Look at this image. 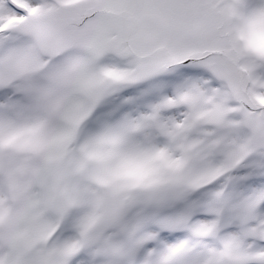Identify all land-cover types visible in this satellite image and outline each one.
<instances>
[{"label":"snow or ice","instance_id":"6c2138e0","mask_svg":"<svg viewBox=\"0 0 264 264\" xmlns=\"http://www.w3.org/2000/svg\"><path fill=\"white\" fill-rule=\"evenodd\" d=\"M0 264H264V0H0Z\"/></svg>","mask_w":264,"mask_h":264}]
</instances>
